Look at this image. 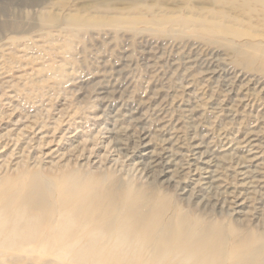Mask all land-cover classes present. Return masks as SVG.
Wrapping results in <instances>:
<instances>
[{
    "label": "rangeland",
    "instance_id": "1",
    "mask_svg": "<svg viewBox=\"0 0 264 264\" xmlns=\"http://www.w3.org/2000/svg\"><path fill=\"white\" fill-rule=\"evenodd\" d=\"M27 1L0 0V197L27 191L32 173L42 175L50 188L56 183L64 188L70 183L60 182V176L77 171L88 177L85 183L100 179L126 193L147 192L165 203L170 223L185 214L194 224L222 227L235 245L256 234L264 253V2L254 5L259 13H251L243 0H222L223 5L140 0L136 9L129 0H41L40 6ZM95 3L104 4L101 12H95ZM44 12L57 14L61 22L44 26ZM92 15L112 22L74 28L64 21ZM151 16L160 22H149ZM190 17L208 23L226 17L225 25L236 31L203 30L187 23ZM126 126L137 132L143 128L152 138L150 149L162 154L166 148L165 156L177 154L175 162L186 168L176 171L170 165L171 172L149 177L139 156L117 144L118 137L132 145L128 134L117 136ZM252 130L260 136L250 144L246 139ZM197 145L201 148L192 151ZM237 158L252 160L250 173L239 174ZM204 167L215 171L223 187L206 189L211 174ZM237 190L243 193L237 203L245 204L229 203L231 210L225 209L222 196L234 202L226 196ZM205 197L217 203L216 209L205 205ZM62 211L80 223V213L69 214L68 204ZM181 224L188 228L187 222ZM95 228L89 220L83 231ZM111 235L124 243L111 247L133 261L137 240ZM78 238L52 244L49 253L36 242L4 244L0 264H94L79 253L95 243ZM233 245L231 251L240 244ZM66 249L70 253L58 251ZM144 256L150 261L153 253L145 251L134 262H143ZM250 256L247 261L253 262ZM183 257L177 251L163 264H182ZM120 258L125 264L126 258ZM120 258L105 257L97 264H119Z\"/></svg>",
    "mask_w": 264,
    "mask_h": 264
},
{
    "label": "bare ground",
    "instance_id": "2",
    "mask_svg": "<svg viewBox=\"0 0 264 264\" xmlns=\"http://www.w3.org/2000/svg\"><path fill=\"white\" fill-rule=\"evenodd\" d=\"M139 1L140 0H129L132 5L131 8H138ZM213 1L214 3H219L218 5L224 4L221 2L222 0ZM259 1L264 2V0H243L245 11L259 13V8H254V5L258 4ZM41 3V0H28L26 2L29 6H40L42 5ZM103 6V3H95V12H101L103 10ZM262 11V13H264V7ZM223 14L225 13H221V15ZM40 16L44 26L56 25L61 22V19L55 13L44 12ZM224 19H226V17L222 18L220 21L208 23L206 20H193L190 17L186 22L199 26L203 30H223L235 32L236 30L233 26L225 25L223 22ZM174 20L175 18L172 17L171 21L169 19H166L165 21L170 23ZM64 21L69 25V27L74 28L94 24L107 25L112 22L108 18L95 17L93 15L87 17L74 16L73 18H65ZM121 21L130 22L125 19ZM121 21L119 23H121ZM142 21L143 19L141 18L140 22ZM134 22L138 21L135 20ZM149 22L159 23L160 20H157L156 16H151V20H149ZM20 29L21 26L17 24L15 31L19 32ZM132 118L138 120L135 116ZM142 129L141 132H137L127 128L126 126V129H123L119 134H117L119 137L122 134H128V136H130L129 139L131 140L132 145L128 144V142L126 143L118 137L117 144L120 146V149L127 150L134 157L139 156L141 160L138 163L140 164V167H142L141 169H143L142 172L145 171V174L152 177L155 175L161 176L167 172H171L169 170L170 165H175L176 171L180 168L182 170L186 168L184 167V164L181 163L182 161L178 162V160L175 162V159H177L178 156L177 154L172 153L170 156H165L167 153L166 148H162V154L155 153V151L150 149L149 146L151 145L152 138H150L147 133L143 132L144 130L142 131ZM256 131L252 130L247 134L246 140H248L250 144L259 139L260 135ZM114 137L116 138V136ZM147 139L150 140L147 141ZM31 142L32 141L29 143ZM197 148H201V146L197 145L192 151H196ZM124 153L126 155V151ZM124 153L122 154L124 155ZM186 161L187 162L185 163L188 165L189 161ZM250 161L252 160L237 158L235 162L237 169L240 170L239 174L245 175L250 173L248 170V167L251 166ZM159 166L163 167L161 172L156 170ZM203 170L204 173L211 174L210 177H208L210 178V181L204 182V184L207 185L206 189L214 190L216 188L223 187L218 183L219 179L215 178L217 176L216 174H213L215 171H210L209 167H204ZM24 176L23 178H26ZM31 177V181H29L26 186L27 191H23L24 193H15L14 196H11L10 198L7 196V198L4 199L0 197V254H6L7 252V250L2 249L5 248L4 244L21 245L27 242H36L43 246L41 250L44 253H49L54 250L53 246L50 247L52 244L63 240L75 242L73 236H79V238L84 239L83 244H86L89 240H92L95 243L90 247H88V244H90L88 243L79 253L81 260L87 259V261L94 264L99 263V260L102 258L112 256H116V258L124 256L126 258L125 264H131L132 262L133 264H137L134 260L141 255L143 256L145 251H151L153 253V258L152 260L147 261L144 256L143 262L139 264H163L170 255L177 251L184 253L185 258L183 257L182 264H260L261 261L264 260L262 244L256 234L255 236L254 234H251V236L248 233L250 236L248 238L244 237L240 239L242 242L238 241V244L240 245L237 244V246L235 245L236 240L233 242L234 240L232 238L233 243H231V234L222 227L220 229L217 225L213 224V226L205 224V222L194 224L195 222L190 220L192 222L191 223L188 221L190 217L186 215V218H188L186 219L184 217L185 214L184 216L180 215L181 217L179 216L180 218L177 220L175 218L176 221L173 219L175 224L174 222L170 223L172 215L164 210L165 203L159 200L151 199L147 192L141 191L140 189L137 190L135 194H130L128 192L126 193V191L119 190L117 188V184L113 181L108 183V181L97 179L95 182L85 183L83 179L87 176L85 174L81 175L77 171H69L60 176V182L70 183V186L64 188H58L57 183V187L56 185H53V187L50 188V185L44 182V178L42 175L40 176L39 173H32ZM167 187H169V185ZM1 188L2 187H0V189ZM232 192H229L230 194L232 193L231 195L229 193L227 194L225 191L221 192V194L226 193V197H233L235 199L234 202L229 201V199H226L225 196L223 198V194L221 195L223 203H226L224 208H227L228 210H231L228 204H238L237 202L240 198H242L241 195L243 194L241 190ZM216 197L219 198L218 195ZM205 200V205H209L213 210L215 204L217 203H212L210 197ZM227 201L229 202L227 203ZM66 203L69 205V214L72 215L75 212L76 214L80 213L82 217L80 219V223L73 219H67L68 213L64 214L62 211V207L67 208ZM149 203L154 206L158 205L159 208H153V205H149ZM243 204L245 203H240L237 206ZM71 206L74 207L70 209ZM80 207L82 208L79 210ZM16 209L19 211L16 212ZM233 210L235 214L241 213L240 210ZM63 215L64 217H62ZM57 216H60V218L56 221V223L50 222V219H55ZM89 220H91L97 228L91 229L87 233L83 230L88 228ZM183 222H187L188 228H182L181 223ZM180 224L181 229L175 231L176 227ZM114 232H117V238L121 237L124 240H137V243L139 244L137 247L139 248L133 245V251L136 252V257L133 261L131 258L116 250V247H111L112 245H119L122 247L124 244L119 243L117 239L112 237L113 235H111V233ZM79 238L77 240H79ZM110 239L113 240V242L109 244L108 240ZM231 244L237 246L235 247L236 249L232 247L233 251L230 250ZM58 251L69 252L70 250L66 249ZM250 255L252 256L253 262H248L249 260L247 259V256ZM235 256L240 258V260H236L234 263H231L233 260L232 258H235ZM119 264H121V258Z\"/></svg>",
    "mask_w": 264,
    "mask_h": 264
}]
</instances>
